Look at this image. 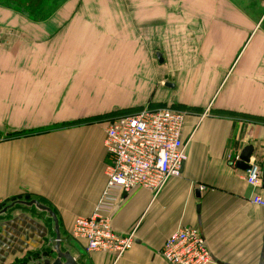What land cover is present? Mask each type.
I'll return each instance as SVG.
<instances>
[{
    "label": "crops",
    "instance_id": "obj_1",
    "mask_svg": "<svg viewBox=\"0 0 264 264\" xmlns=\"http://www.w3.org/2000/svg\"><path fill=\"white\" fill-rule=\"evenodd\" d=\"M128 1V7L99 9L82 0L68 18L57 13L42 22L0 7V27L12 31L0 49V264H24L30 256L45 259L54 252L51 218L16 204L26 197L56 214L60 249L76 264H166L159 251L181 228L199 230L218 264H264V209L250 203L254 195L264 197V180L252 188L243 171L229 163L251 146V159L264 173V124L232 115L264 118L260 23L247 22L241 10L215 0L184 5L176 0L175 8L166 0ZM133 20H157L160 45H171L172 38L191 30L196 55L182 63L164 48L155 86ZM108 56L111 61L105 62ZM168 73L181 79L186 96L170 100L158 92L152 102L195 109L181 133L182 175L169 179L157 195L145 189L129 195L110 191L111 227L121 236L133 232L135 243L117 260L86 253L70 231L75 218L92 215L105 189L104 125H66L108 110L145 106L157 88L169 89L160 82ZM195 185L207 190L199 192Z\"/></svg>",
    "mask_w": 264,
    "mask_h": 264
},
{
    "label": "built area",
    "instance_id": "obj_2",
    "mask_svg": "<svg viewBox=\"0 0 264 264\" xmlns=\"http://www.w3.org/2000/svg\"><path fill=\"white\" fill-rule=\"evenodd\" d=\"M12 31L0 27V49ZM189 114L171 107L145 108L132 115L112 117L103 121V147L108 156L105 166L106 185L89 217L75 218L70 236L84 244L86 253H106L116 260L135 243L134 233L116 234L109 217L110 191L129 195L138 189L157 195L171 178H180L186 162L185 142L181 133ZM239 156L229 161L235 167ZM262 170L250 158L243 179L252 188L262 184ZM199 192L207 188L195 185ZM254 206L264 209V197L254 195ZM160 257L166 264H218L207 248L201 232L181 228L164 241Z\"/></svg>",
    "mask_w": 264,
    "mask_h": 264
},
{
    "label": "rangeland",
    "instance_id": "obj_3",
    "mask_svg": "<svg viewBox=\"0 0 264 264\" xmlns=\"http://www.w3.org/2000/svg\"><path fill=\"white\" fill-rule=\"evenodd\" d=\"M82 0H0V7H3L8 10H12L15 12L20 13L21 11H25V13H28L32 18V20L37 21V22H42L45 21L47 18L56 15L59 13L60 18H68L70 15V12H74L75 8L77 7L78 4H80ZM89 1L87 5H95L99 9H106V7H113L114 5L121 4L123 6H129L130 3L128 0H121L117 2L116 0H87ZM179 1V0H178ZM190 0H182V4H190ZM192 1V0H191ZM153 2L152 4L154 5V0H151ZM152 4H150L152 6ZM179 3L176 0H166V6L175 8ZM216 5H229L233 6L239 10H241L245 17L247 18V22H251L253 24H256L257 22L260 21V24L257 28V33L259 35L264 36V0H215ZM141 5V3H140ZM64 7V8H63ZM178 7V6H177ZM63 9V12L61 11ZM58 15V14H57ZM151 15H156V14H151ZM169 15H176V14H169ZM182 17L183 15H178L177 17ZM170 19H172L169 16ZM157 20H153L152 22H145V23H138L137 20H133L132 23V28L134 30L135 36H137L138 40L140 43H142V46L140 47L141 49L144 48L146 49L148 55H149V62L151 65V68L154 69L152 74L154 75L151 77L150 81L152 84L156 86V77H155V71L159 67L155 54L157 52H163L164 53V48L168 49L169 53H173V56L176 58V54L179 55L180 59L179 62L184 63L185 61L187 62L190 59V55H194L196 52L192 47L190 46V40L193 39V34L190 33L186 37H180V38H172L171 40L174 41L175 43L170 44H163L160 45L157 42V39L155 38L158 29L155 26ZM148 36V37H147ZM106 37V36H104ZM103 37V38H104ZM191 37V39H190ZM166 45V46H165ZM115 48V47H114ZM119 48V47H118ZM123 55H124V51ZM120 52V54L122 53ZM112 54V55H111ZM111 55V60H113V55L114 52L110 53L109 56ZM196 55V54H195ZM109 56L105 59V62H110L111 60H108ZM182 57V58H181ZM183 59L185 61H183ZM164 76L160 78L161 81H165L166 83H170L173 85L172 88H164L162 87L157 88L151 95V99L145 104V106H138V107H155L159 106L160 103H155L152 102V98L154 95L158 92L163 93L164 95H169L171 96L170 100L173 99V97L176 98H183L186 96V92L184 91V86L182 84L181 79L177 78L175 80L174 76L171 73L168 74H163ZM168 101L170 103L171 101ZM163 104V103H162ZM163 105H168L164 103ZM172 105V104H171ZM175 106H182L184 108H187L188 110H183L186 111L188 114H191V112H194L195 109L193 106H188L186 104L182 103H173ZM133 108L137 107H126V108H118V109H113V110H108L104 113L101 114H96L94 116H90L84 119H80L79 122H89V121H94V122H100L103 117H107L111 114H118L122 113L128 110H131ZM123 115V114H121ZM112 116L108 117L111 118ZM114 117V116H113ZM101 119V120H100ZM55 254H49L48 253V258L45 259H54ZM39 259H43L41 254L36 256H30L29 259L25 260L24 264H35L40 261Z\"/></svg>",
    "mask_w": 264,
    "mask_h": 264
},
{
    "label": "water",
    "instance_id": "obj_4",
    "mask_svg": "<svg viewBox=\"0 0 264 264\" xmlns=\"http://www.w3.org/2000/svg\"><path fill=\"white\" fill-rule=\"evenodd\" d=\"M260 21H259V23H260ZM155 57H156L158 64H160V65L163 64V59H162V56L159 52H157L155 54ZM165 87L172 88L173 85H171L169 83H165ZM252 152H253V148L251 146H245L239 154V158L235 164V168H237L238 170L243 171V172L248 170V163H249V160L251 158ZM262 180H264V173L262 174ZM195 193H196V197L198 198L199 197L198 191L196 190ZM16 204L24 205L27 207H35L39 211L47 213V215L51 218L52 223H53V233H54V237H55V239H54L55 244L53 247V251L55 254V258L51 259V260L42 259L40 262L35 263V264H76L75 259L73 258V256L69 252H63L60 249L61 239H60V232H59V223H58V219L56 217V214L50 208L42 205L37 200L17 201ZM2 212H5V210H3Z\"/></svg>",
    "mask_w": 264,
    "mask_h": 264
},
{
    "label": "trees",
    "instance_id": "obj_5",
    "mask_svg": "<svg viewBox=\"0 0 264 264\" xmlns=\"http://www.w3.org/2000/svg\"><path fill=\"white\" fill-rule=\"evenodd\" d=\"M21 14H23V15H25L27 18H29V20H31V21H34V20H32L31 18V16L28 14V13H25V11H21L20 12ZM35 22H37V21H35ZM160 107H165V105H160ZM168 107H171V108H175V109H180V110H188L187 108H184V107H182V106H175V105H172V106H168ZM145 108H148V109H152V108H150V107H137V108H133V109H131V110H128V111H125V112H122V113H118V114H111V115H109V116H107V117H103L102 118V120L101 121H104V120H106V119H109L108 117H110V116H114V117H117V116H122L121 114H123V115H132V114H135V113H137V112H139V111H141V110H143V109H145ZM221 113L222 114H232V113H229V112H226V111H221ZM232 115H234V116H241V117H243V118H246V119H249V120H252L253 122H257V123H263L264 124V118H262V117H249V116H247V115H238V114H232ZM111 117V118H112ZM95 121V120H94ZM89 122H93V121H89ZM84 123H87V122H84ZM78 124H82V122H76V123H70V124H67L66 126H74V125H78ZM23 200H25V201H30V200H32V198H28V197H26L25 199H23ZM14 201H16V199H11V201L10 202H14Z\"/></svg>",
    "mask_w": 264,
    "mask_h": 264
}]
</instances>
